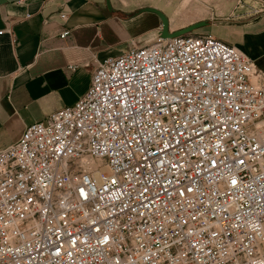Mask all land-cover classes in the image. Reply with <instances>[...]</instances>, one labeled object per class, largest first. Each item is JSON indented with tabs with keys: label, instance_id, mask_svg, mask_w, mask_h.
<instances>
[{
	"label": "built area",
	"instance_id": "1",
	"mask_svg": "<svg viewBox=\"0 0 264 264\" xmlns=\"http://www.w3.org/2000/svg\"><path fill=\"white\" fill-rule=\"evenodd\" d=\"M153 61L185 77L167 86L168 104L155 99L163 89L142 101L155 105L147 128L166 129L155 136L162 158L182 164L170 172L160 165L163 176L145 168L146 153L130 160L124 138L97 135L93 123H103L107 98L124 95V70ZM178 92H191L192 103L174 101ZM149 151L161 155L155 144ZM0 264H264V70L212 33L158 32L97 60L82 97L0 149Z\"/></svg>",
	"mask_w": 264,
	"mask_h": 264
},
{
	"label": "crops",
	"instance_id": "2",
	"mask_svg": "<svg viewBox=\"0 0 264 264\" xmlns=\"http://www.w3.org/2000/svg\"><path fill=\"white\" fill-rule=\"evenodd\" d=\"M111 1L113 10L105 0H0V29L14 33L0 35V149L62 108L61 91L77 69L93 71L100 51L119 42L124 10ZM248 28L234 26L226 41L250 45L240 48L264 70V22Z\"/></svg>",
	"mask_w": 264,
	"mask_h": 264
},
{
	"label": "rangeland",
	"instance_id": "3",
	"mask_svg": "<svg viewBox=\"0 0 264 264\" xmlns=\"http://www.w3.org/2000/svg\"><path fill=\"white\" fill-rule=\"evenodd\" d=\"M116 3L124 10L118 11L120 26H117V29L121 39L101 50L98 55L100 60L118 55L129 45H143L155 38L161 28V20L157 14L144 12L136 16L135 20L127 21L143 6H155L163 10L169 17L173 31L195 22L209 21V25L193 32L212 33L224 40L228 36L233 37L231 29L234 26L249 30L248 27L264 22V0H116ZM234 38L231 39L234 41ZM235 45L251 49L250 45L244 42ZM91 78L92 68L80 66L70 83L61 91L60 100L64 103L62 107L72 105L82 97L90 87Z\"/></svg>",
	"mask_w": 264,
	"mask_h": 264
},
{
	"label": "snow or ice",
	"instance_id": "4",
	"mask_svg": "<svg viewBox=\"0 0 264 264\" xmlns=\"http://www.w3.org/2000/svg\"><path fill=\"white\" fill-rule=\"evenodd\" d=\"M174 75H179L181 79H185V77L178 70H176L174 73V70L172 68H169L167 66L162 68L156 65L154 61L152 67L146 68L144 65H140L139 71H136L135 65L130 71L124 70L123 76L119 79V83L123 86L121 88V91L124 93V95L121 96L117 92L113 93L110 98H107L106 103L102 105L103 123H101V118L99 116L95 121H93L94 124L99 125V132H97V135H100V133H107L113 139H116L118 136H122L124 138L121 141L120 146L122 147L124 152L129 155L130 160L138 152L146 153V155L142 157L145 168L147 169L150 167H154L155 172L160 173L161 176H163V170L160 168V165H164V168L170 172L173 169L182 167V164L179 160H176L173 163L162 158L163 156L167 155V153H165L164 150L159 147L160 141H157L155 136L157 132L161 133L162 135L166 131V129L160 127L158 122L153 127V129L149 130L147 128V123L150 122L151 113L155 105L142 103V101L149 100L153 91L157 89H163V91H161L159 95L155 97V99L160 100L162 104H168V99L165 96V91H167V86L169 84L176 83ZM160 77H164V79L161 80ZM101 95L104 96V94ZM191 95V92H189L187 96H185V94L182 92H178L176 97L174 98V101H179L181 98H183L185 103L191 104ZM113 105H115V107H113ZM137 105H139V107H137ZM200 107H207L210 111L212 106L206 105L202 102ZM155 110L158 112L162 111V109L159 108H156ZM172 110L173 112H175L174 104L172 105ZM187 111L188 113H191L192 109L189 108ZM131 113H134V115H132ZM215 115L216 114L214 112L211 113V119L209 122H211L212 119L215 118ZM113 117H115V119H113ZM129 117V123L135 127L134 136L128 135L130 129L126 125H124V120ZM141 117H144V119H141ZM87 118L88 117H86V119ZM183 119L187 121L188 115L183 114ZM193 119L196 118L193 117ZM218 122L219 121H217V123ZM113 124L115 125V127H105V125L111 126ZM178 128L179 125L175 130H177V133L179 134ZM213 128H215V124H213ZM137 136L144 141L143 144L137 141ZM176 143H178V141ZM132 144H135V148H131ZM149 144H155L157 146V151H159L161 155L157 156L156 152H150ZM164 146L165 148L172 147V143L168 140H165ZM174 151L175 150H173V155ZM117 155H119V151H117ZM149 156L153 158L151 164L148 163ZM212 164L214 165L215 161H212ZM136 171H139L138 167L136 168ZM141 175H144V173H141ZM146 183L152 184L153 181L146 180ZM155 183H159V180H157ZM192 183L195 184L196 181L193 180ZM232 183L235 184L236 181L233 180ZM141 187L143 188L144 186L142 185ZM144 190L147 189L145 188ZM80 191L83 192L82 189ZM188 191H191V189H188ZM141 195H143V193H141ZM105 239H107V237H105Z\"/></svg>",
	"mask_w": 264,
	"mask_h": 264
},
{
	"label": "water",
	"instance_id": "5",
	"mask_svg": "<svg viewBox=\"0 0 264 264\" xmlns=\"http://www.w3.org/2000/svg\"><path fill=\"white\" fill-rule=\"evenodd\" d=\"M106 1V5L108 7V9L113 10V6H112V1L111 0H105ZM144 12H151V13H155L159 16L160 20H161V28L159 30L161 37L163 38H168V37H174V36H178L181 34H185L188 32H193L196 29H199L203 26L209 25L210 22L203 20V21H199V22H195L191 25H188L184 28L175 30V31H170V20L169 17L167 16V14L161 10L158 7L155 6H143L137 9V11H135L131 17H136Z\"/></svg>",
	"mask_w": 264,
	"mask_h": 264
},
{
	"label": "bare ground",
	"instance_id": "6",
	"mask_svg": "<svg viewBox=\"0 0 264 264\" xmlns=\"http://www.w3.org/2000/svg\"><path fill=\"white\" fill-rule=\"evenodd\" d=\"M104 169H107V167L105 166V168Z\"/></svg>",
	"mask_w": 264,
	"mask_h": 264
}]
</instances>
